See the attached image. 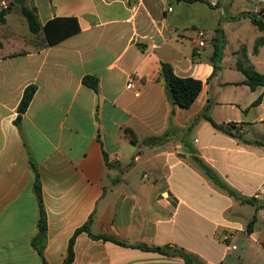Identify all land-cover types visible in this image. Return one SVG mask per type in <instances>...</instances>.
Listing matches in <instances>:
<instances>
[{"label":"crops","instance_id":"1","mask_svg":"<svg viewBox=\"0 0 264 264\" xmlns=\"http://www.w3.org/2000/svg\"><path fill=\"white\" fill-rule=\"evenodd\" d=\"M25 6L42 26L74 18L79 31L50 45L20 10L0 25V264H62L89 221L71 264H187L181 252L205 264H264V196L256 197L264 186V86L250 89L236 68V52L246 47L264 74V46L254 53L264 32L249 17L234 19L264 7L232 16L221 2L206 1ZM217 36L224 48L215 71ZM164 63L180 78L202 81L192 106L167 99ZM85 77L98 80L96 90ZM31 85L37 90L17 125ZM207 106L229 133L202 116ZM199 160L255 203L230 196ZM33 164L47 220L41 254L33 245L40 215Z\"/></svg>","mask_w":264,"mask_h":264},{"label":"trees","instance_id":"2","mask_svg":"<svg viewBox=\"0 0 264 264\" xmlns=\"http://www.w3.org/2000/svg\"><path fill=\"white\" fill-rule=\"evenodd\" d=\"M177 1L193 3L196 1H205V0H177ZM12 5L13 3H11L8 9H2V8L0 9V25L6 22L7 14L13 10ZM20 11L27 19L29 28L33 33H38L39 31L44 30L46 37L48 39V43L50 45L58 43L59 41L64 39V37H67L79 31L77 21L74 18H55L53 20L48 21L44 26H42L41 23L39 22L35 9L25 6ZM244 16L249 17L251 19V22L259 30L264 32V8H262L261 11L258 13L242 12L241 14H239V16L234 17V19H238ZM262 46H264V35L256 40L254 53H258L259 49ZM223 48H224V40L217 36L215 38V52H214V56L212 60L214 67H215V71L219 69V64L223 56ZM236 54L239 55L237 63H236V68L240 70L241 72H243L245 76L247 77V81L245 82V84L248 85L250 89L252 90H256L258 87L264 86V74L259 73L255 69L254 65L251 63L249 56L247 54L246 47L241 48V50L236 52ZM163 75L165 78L167 89L169 91H172L176 97V103L179 106L184 107V108H188L192 106L195 100L197 99L199 93L202 91V88H203L202 81L194 79V78L178 77L174 73L172 66L168 63L163 64ZM84 83L95 90L98 87V80L96 78L85 77ZM36 90H37L36 85H31L25 89L20 105L18 107V117L16 119L17 125H20L22 116L27 111L35 95ZM261 101H262V97H259L254 102L253 106L259 105ZM208 111H209V106L205 108V111L203 112L202 116L210 120L213 126L216 127L217 129H220L222 131H226L229 133V131L224 126L218 125L213 121V119L208 114ZM152 140L161 142V141H164V137L157 136V137H153ZM259 144L261 143L259 142ZM198 164L200 168L204 171V173L217 186H219L221 189L226 191L230 196L239 200L241 203H251V204L255 203V198H246L242 196L241 194H239L236 190H234L229 185H227L216 174V172L212 168H210L208 165H206L204 162L199 160ZM107 165L110 166L108 163ZM33 169H34L35 177H36L35 178V193H36V197H37L39 208H40V215H39V220H38V234L33 240V245L38 248V251L41 254L42 249L40 246L38 247L37 243H39L45 237V234L47 231V220H46L45 210L43 207V199H42V194H41L39 176H38V173H37V170L34 164H33ZM254 219L255 218H253V220L249 222L247 226V231L249 233L253 231V226L255 222ZM89 223L90 221L87 222V224H85L83 227L79 228L77 232L75 233V236L70 240L68 254L62 264H71L73 262L75 238L79 233L84 232V231H89ZM94 237L102 238L105 240L111 239L105 235L94 236ZM154 250L163 252V253H169L168 250H164L162 248H155ZM181 255L183 256L187 264H205L196 255L188 254L185 252H181Z\"/></svg>","mask_w":264,"mask_h":264},{"label":"rangeland","instance_id":"3","mask_svg":"<svg viewBox=\"0 0 264 264\" xmlns=\"http://www.w3.org/2000/svg\"><path fill=\"white\" fill-rule=\"evenodd\" d=\"M40 3H45L47 0H37ZM222 6L229 11V14L234 16L243 9L254 10L255 8L264 7V2L261 0H220ZM260 12V11H259ZM253 211V207L250 206Z\"/></svg>","mask_w":264,"mask_h":264},{"label":"built area","instance_id":"4","mask_svg":"<svg viewBox=\"0 0 264 264\" xmlns=\"http://www.w3.org/2000/svg\"><path fill=\"white\" fill-rule=\"evenodd\" d=\"M211 7L216 8L219 5L220 0H205ZM1 8L2 9H8L11 3H13V0H1ZM205 32L204 31H199L198 32V45L203 47L205 45ZM134 80L133 78H130L127 88L128 89H133L134 88ZM264 196V186L258 191L256 197L257 198H262Z\"/></svg>","mask_w":264,"mask_h":264},{"label":"water","instance_id":"5","mask_svg":"<svg viewBox=\"0 0 264 264\" xmlns=\"http://www.w3.org/2000/svg\"><path fill=\"white\" fill-rule=\"evenodd\" d=\"M25 2L26 0H13V5H12L13 10H21L22 8L25 7ZM167 99L169 101H176V97L172 91H169ZM142 246L145 247V245ZM173 253L178 254L179 252L174 251Z\"/></svg>","mask_w":264,"mask_h":264}]
</instances>
